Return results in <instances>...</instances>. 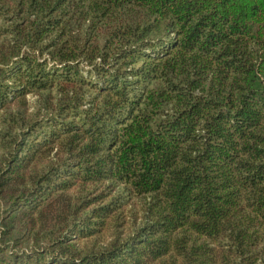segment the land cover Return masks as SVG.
<instances>
[{"label":"trees","instance_id":"trees-1","mask_svg":"<svg viewBox=\"0 0 264 264\" xmlns=\"http://www.w3.org/2000/svg\"><path fill=\"white\" fill-rule=\"evenodd\" d=\"M0 264H264V0H0Z\"/></svg>","mask_w":264,"mask_h":264}]
</instances>
